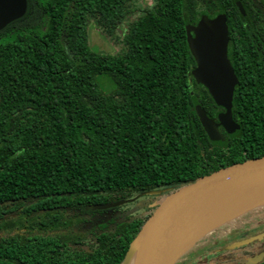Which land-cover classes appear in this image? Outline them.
I'll list each match as a JSON object with an SVG mask.
<instances>
[{
	"label": "trees",
	"instance_id": "obj_1",
	"mask_svg": "<svg viewBox=\"0 0 264 264\" xmlns=\"http://www.w3.org/2000/svg\"><path fill=\"white\" fill-rule=\"evenodd\" d=\"M137 1L27 0L25 15L0 29V264H122L161 196L88 204L167 194L264 156V51L235 0H153L132 16ZM30 10L36 21L22 23ZM220 13L237 28L229 57L241 130L221 128L216 144L196 109L217 119L223 108L192 75L186 27ZM91 21L111 36L128 21L122 50H96ZM61 238L89 244L60 250Z\"/></svg>",
	"mask_w": 264,
	"mask_h": 264
},
{
	"label": "water",
	"instance_id": "obj_2",
	"mask_svg": "<svg viewBox=\"0 0 264 264\" xmlns=\"http://www.w3.org/2000/svg\"><path fill=\"white\" fill-rule=\"evenodd\" d=\"M27 7V0H0V29L24 16ZM238 7L246 15L241 2H238ZM186 34L196 63L192 70L193 77L197 84L208 90L215 103L223 108L217 119L210 116L202 106L196 109L197 115L210 140L223 144L226 137L221 128L229 136H235L241 130L240 123L233 116L235 88L240 81L229 57L227 16L223 13L214 17L202 16L196 25H187ZM256 187H264V156L236 162L199 176L167 194L168 189H151L130 198L88 204L86 207L89 210H105L134 202L144 196L160 195L155 210L131 244L122 264H131L134 254V264H175L187 248L183 241L189 222L204 200H223L230 192Z\"/></svg>",
	"mask_w": 264,
	"mask_h": 264
},
{
	"label": "rangeland",
	"instance_id": "obj_3",
	"mask_svg": "<svg viewBox=\"0 0 264 264\" xmlns=\"http://www.w3.org/2000/svg\"><path fill=\"white\" fill-rule=\"evenodd\" d=\"M152 2L153 0L137 1L134 4L136 11L132 16L141 14L142 11L138 9L151 5ZM34 11L30 10L21 22L24 24L35 22L37 15ZM127 22L121 24L111 36L95 21H91L88 30L90 44L102 52L115 53L122 50L123 31L127 27ZM97 82L105 91H111L115 86L111 77L105 74L99 75ZM247 249L251 251L246 252ZM262 257H264V203L251 207L239 218L201 237L194 245L182 251L175 264H252Z\"/></svg>",
	"mask_w": 264,
	"mask_h": 264
},
{
	"label": "bare ground",
	"instance_id": "obj_4",
	"mask_svg": "<svg viewBox=\"0 0 264 264\" xmlns=\"http://www.w3.org/2000/svg\"><path fill=\"white\" fill-rule=\"evenodd\" d=\"M260 203H264V187L230 192L223 200L215 198L204 200L189 222L183 245L187 247L194 245L201 237L239 218ZM134 261L135 254L131 264H134Z\"/></svg>",
	"mask_w": 264,
	"mask_h": 264
},
{
	"label": "flooded vegetation",
	"instance_id": "obj_5",
	"mask_svg": "<svg viewBox=\"0 0 264 264\" xmlns=\"http://www.w3.org/2000/svg\"><path fill=\"white\" fill-rule=\"evenodd\" d=\"M235 2H236L237 7H238V2H241L242 6L244 7L246 15H243L241 13L239 7H238L241 16L243 18H245V23L243 25L247 26L249 28H252L254 30V34L260 39V44H261L260 45L258 43L257 50L263 52L264 51V0H235ZM227 21H228V26H229V35H230L229 46H230V44L232 43V36L234 34H236L237 28L231 24V21L229 22V19H227ZM196 24H193V25H196ZM134 202H136V201H134ZM134 202H131V203H134ZM128 204H130V203H127V204H124L121 206H116L113 208L123 207V206L128 205ZM113 208H109V209H113ZM86 209H87V207H86ZM87 210H89V209H87ZM105 210H107V209H105ZM93 211H95V210H93ZM55 232H57V230ZM56 240H59V242H60V244L58 246V248H60V250L64 249V245L66 243H68V246L70 248H71V245L76 246L77 244H81V243H83L82 245L89 244L88 241H86V242L84 240L83 241H81V240L76 241V240H73L71 238H69V240H67L65 238L55 239V241ZM249 251H251V250L247 249L246 252H249ZM17 263L18 264H31L30 262H26V261H22V260L17 261Z\"/></svg>",
	"mask_w": 264,
	"mask_h": 264
}]
</instances>
